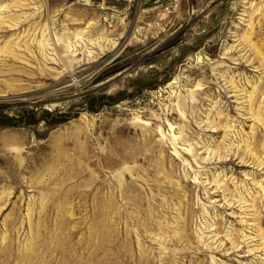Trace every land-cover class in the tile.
I'll use <instances>...</instances> for the list:
<instances>
[{"label":"rangeland","instance_id":"rangeland-1","mask_svg":"<svg viewBox=\"0 0 264 264\" xmlns=\"http://www.w3.org/2000/svg\"><path fill=\"white\" fill-rule=\"evenodd\" d=\"M0 264H264V0H0Z\"/></svg>","mask_w":264,"mask_h":264},{"label":"built area","instance_id":"built-area-1","mask_svg":"<svg viewBox=\"0 0 264 264\" xmlns=\"http://www.w3.org/2000/svg\"><path fill=\"white\" fill-rule=\"evenodd\" d=\"M163 10H164V11H170V6H165V7L163 8ZM104 21H105V22H108L107 17L104 18ZM115 22H116V21H115ZM108 24H111V25L113 26V23H112V22H108Z\"/></svg>","mask_w":264,"mask_h":264}]
</instances>
